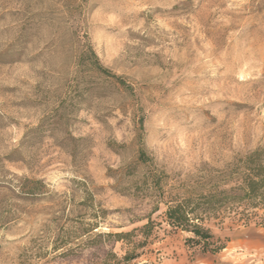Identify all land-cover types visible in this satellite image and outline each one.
<instances>
[{"label":"rangeland","instance_id":"rangeland-1","mask_svg":"<svg viewBox=\"0 0 264 264\" xmlns=\"http://www.w3.org/2000/svg\"><path fill=\"white\" fill-rule=\"evenodd\" d=\"M263 142L264 0H0V264L120 258L95 235L145 223L149 174L169 193ZM163 211L131 264H193Z\"/></svg>","mask_w":264,"mask_h":264},{"label":"trees","instance_id":"trees-1","mask_svg":"<svg viewBox=\"0 0 264 264\" xmlns=\"http://www.w3.org/2000/svg\"><path fill=\"white\" fill-rule=\"evenodd\" d=\"M149 175L147 181L153 190L154 206L147 216L136 221L145 220V223L125 233L95 235V238L111 239L109 243L127 247L122 257L108 251L105 259L95 264H131L136 260L138 251L145 248L157 225L151 216L159 211V206L164 207L163 222L172 231L185 235L183 243L190 252L214 255L226 247L228 238H216L209 227L211 221L221 225L225 218H230L243 228L251 225L264 228V142L236 158L226 169L208 173L191 184L171 188L169 193L164 191L167 184L162 175ZM31 184L33 187L27 194L39 193L36 186L41 182L32 181ZM136 236L142 240L134 242L132 239Z\"/></svg>","mask_w":264,"mask_h":264},{"label":"crops","instance_id":"crops-1","mask_svg":"<svg viewBox=\"0 0 264 264\" xmlns=\"http://www.w3.org/2000/svg\"><path fill=\"white\" fill-rule=\"evenodd\" d=\"M226 247L214 255L195 251L193 264H264V228L241 227L227 235ZM185 264L183 259L168 261Z\"/></svg>","mask_w":264,"mask_h":264}]
</instances>
